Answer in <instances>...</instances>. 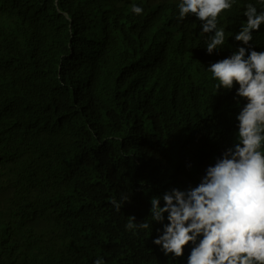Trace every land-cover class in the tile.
<instances>
[{
	"label": "trees",
	"instance_id": "trees-1",
	"mask_svg": "<svg viewBox=\"0 0 264 264\" xmlns=\"http://www.w3.org/2000/svg\"><path fill=\"white\" fill-rule=\"evenodd\" d=\"M179 3L0 0V264H187L191 246L177 259L153 243L150 200L197 186L235 142L246 101L207 68L264 51V25L235 40L264 3L236 0L212 54ZM129 216L149 228L134 235Z\"/></svg>",
	"mask_w": 264,
	"mask_h": 264
},
{
	"label": "clouds",
	"instance_id": "clouds-1",
	"mask_svg": "<svg viewBox=\"0 0 264 264\" xmlns=\"http://www.w3.org/2000/svg\"><path fill=\"white\" fill-rule=\"evenodd\" d=\"M235 2L180 0L178 20L194 16L202 22L203 33H214L206 45L212 54L225 44L226 33L218 23ZM132 12L142 15L143 8L133 5ZM244 16L246 23L235 40L250 46L253 32L264 25V10L258 12L249 3ZM207 71L217 81L218 93L238 85L236 97L246 101L236 116L238 133L232 147L207 167L197 186L172 188L162 197L151 198L152 219L163 224L153 243L161 246L165 256L177 259L191 246L187 264H264V51L239 47L230 57L211 63ZM128 201L125 196L123 202L113 199L111 203L119 212ZM125 228L135 235L149 224L136 223L135 216H129ZM94 264L105 262L98 258Z\"/></svg>",
	"mask_w": 264,
	"mask_h": 264
}]
</instances>
